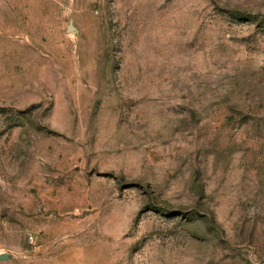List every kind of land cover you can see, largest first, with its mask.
Masks as SVG:
<instances>
[{
  "label": "rangeland",
  "instance_id": "1",
  "mask_svg": "<svg viewBox=\"0 0 264 264\" xmlns=\"http://www.w3.org/2000/svg\"><path fill=\"white\" fill-rule=\"evenodd\" d=\"M0 264H264V0H0Z\"/></svg>",
  "mask_w": 264,
  "mask_h": 264
},
{
  "label": "water",
  "instance_id": "2",
  "mask_svg": "<svg viewBox=\"0 0 264 264\" xmlns=\"http://www.w3.org/2000/svg\"><path fill=\"white\" fill-rule=\"evenodd\" d=\"M72 29H74V27H73V25H70V26L68 27V30L71 31Z\"/></svg>",
  "mask_w": 264,
  "mask_h": 264
}]
</instances>
